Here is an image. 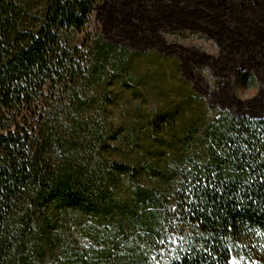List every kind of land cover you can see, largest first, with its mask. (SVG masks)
I'll return each mask as SVG.
<instances>
[{"label": "trees", "instance_id": "trees-1", "mask_svg": "<svg viewBox=\"0 0 264 264\" xmlns=\"http://www.w3.org/2000/svg\"><path fill=\"white\" fill-rule=\"evenodd\" d=\"M94 2L0 0V264H264V118L80 36Z\"/></svg>", "mask_w": 264, "mask_h": 264}, {"label": "rangeland", "instance_id": "rangeland-1", "mask_svg": "<svg viewBox=\"0 0 264 264\" xmlns=\"http://www.w3.org/2000/svg\"><path fill=\"white\" fill-rule=\"evenodd\" d=\"M101 3V0H95L85 32L80 36H92L98 32L106 42L109 39L125 45L136 57L134 72L141 74L147 69H157L161 73L157 84L171 87L180 81L218 110H225L232 116L264 118V57L254 56L248 46L249 40L257 33V24L261 28L264 23L260 17L261 9L253 0H229L227 10L218 14L213 30L202 26L197 30L178 28V41L164 36L162 50L143 43H123L108 32L104 34L97 17ZM150 51L164 57L144 55ZM204 66L211 69V77L196 70ZM242 71L249 78L246 84H241L242 79L238 78ZM118 100L119 107L113 108L110 114L112 121L121 117L124 108L129 110L131 105L139 102V99L130 97L129 91H124ZM149 101L152 104L153 99Z\"/></svg>", "mask_w": 264, "mask_h": 264}, {"label": "crops", "instance_id": "crops-1", "mask_svg": "<svg viewBox=\"0 0 264 264\" xmlns=\"http://www.w3.org/2000/svg\"><path fill=\"white\" fill-rule=\"evenodd\" d=\"M229 0H101L97 9V17L104 34L110 33L123 43L146 44L147 47L161 49L164 36H171L178 41V28L195 29L209 27L214 29L218 22V14L227 10ZM99 2V0H98ZM261 9L260 17L264 21V0H253ZM98 6V5H97ZM260 19V20H261ZM261 28L257 24V33L249 40L248 46L254 56L264 57V23ZM194 27V28H193ZM260 33V34H258ZM106 39V38H105ZM127 51L128 47L106 39ZM148 57H164L161 53L150 51ZM241 84L249 80L245 71L238 78ZM259 119V118H257Z\"/></svg>", "mask_w": 264, "mask_h": 264}, {"label": "clouds", "instance_id": "clouds-1", "mask_svg": "<svg viewBox=\"0 0 264 264\" xmlns=\"http://www.w3.org/2000/svg\"><path fill=\"white\" fill-rule=\"evenodd\" d=\"M197 71L201 72L202 74H207L209 77H211V69L207 66H204L202 68L196 69Z\"/></svg>", "mask_w": 264, "mask_h": 264}]
</instances>
